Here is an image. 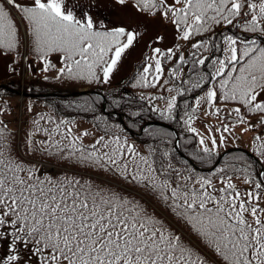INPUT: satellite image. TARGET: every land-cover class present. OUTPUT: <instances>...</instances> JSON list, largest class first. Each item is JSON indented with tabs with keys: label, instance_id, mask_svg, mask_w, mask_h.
Returning <instances> with one entry per match:
<instances>
[{
	"label": "snow or ice",
	"instance_id": "1",
	"mask_svg": "<svg viewBox=\"0 0 264 264\" xmlns=\"http://www.w3.org/2000/svg\"><path fill=\"white\" fill-rule=\"evenodd\" d=\"M135 6L169 18L177 38L190 42L192 49L188 58L179 45L166 53L152 49L146 59L154 63L143 67L133 87L169 84L167 79L160 84L161 58L176 67L168 71L173 84L166 88L175 94L164 110H151L171 120L177 97L207 86L194 104L185 101L190 111L183 124L199 137L190 155L210 160L218 147L211 129L206 139L191 126L202 103L207 106L204 115L222 121V130L215 129L221 132L219 145L225 143L223 133L238 124L246 125L243 132L264 129V0H135ZM16 15L27 24L22 39ZM229 27L239 34L228 33ZM204 34L210 35L192 42ZM137 35L123 27L98 29L86 13L78 19L65 0H0V50H15L30 38L32 51L44 63L42 71L55 67L47 60L50 54H60L63 66L57 79L108 83ZM230 102L259 114L257 124L245 120L241 107L228 112L235 119L227 122L217 104L227 108ZM41 121L52 127H42ZM33 125L21 153L0 121V264H264V131L251 140L262 163L255 175L249 171L253 165L241 156L235 159L244 162L243 168L225 164L201 176L191 167L174 166L167 151L149 147L143 154L127 138L106 133L84 147L63 119L41 115ZM37 133L44 139L34 140ZM58 136L70 141L66 155ZM37 150L59 154L78 170L40 174L25 158ZM241 172L237 178L246 185L243 190L233 183Z\"/></svg>",
	"mask_w": 264,
	"mask_h": 264
},
{
	"label": "trees",
	"instance_id": "2",
	"mask_svg": "<svg viewBox=\"0 0 264 264\" xmlns=\"http://www.w3.org/2000/svg\"><path fill=\"white\" fill-rule=\"evenodd\" d=\"M14 20L18 28V37L22 39V27L16 16H14ZM221 31L222 26L216 28L217 33H220ZM226 31L228 33L237 32L239 34L238 29H232L231 27H229ZM208 35L210 34H204L203 37H193L192 42L197 39L206 38ZM180 49L184 52L186 58H188V52L192 51L191 48L186 50L184 47H180ZM22 50L23 42L19 43L15 50L0 51L13 55L16 59H18V62H20L23 54ZM162 51L166 53L167 49H162ZM204 55H208V53H204ZM216 55L220 54L216 53ZM32 57L34 60L32 61L33 73L29 79L30 87L28 90L25 89V91L31 94L29 100H31L32 105H34L31 111L24 112L23 115L18 108L15 109L13 104L8 103L10 97L13 94L15 95V93L0 86V110H3L0 111V121H3V123L7 125L6 132L9 135V138L14 139L15 143L20 145L21 153H23L24 142L27 138L26 134L29 131H34L33 121L43 115L46 118L52 117L57 121L61 119L67 121L66 126L68 128H71L70 123L72 121H85L91 124L99 132V136L107 133L113 136H120L122 139L127 138L128 143L134 144L143 154H147L149 147L159 149L160 152L167 151L173 157L172 163L174 166L181 169L191 167L201 176H209L215 168L223 167L225 164H233L237 167L243 168L245 166L244 162L235 159L241 156L253 165V168L249 170L252 175H255L256 172L261 169V159L258 156V159H255L243 149H236L228 152L210 170L198 168L193 164L196 163L201 167H209L215 163L219 153L216 151L211 159L206 161L197 160L190 155V153L194 152L198 148V144L196 135L188 132L187 126L183 124V119L187 118L185 116V112L190 111V109H185V101L189 104H193L194 96L202 90L197 89L195 92L185 93L184 96L177 97V107L173 111V118L171 120L163 119L158 112H153L151 110L152 107L164 110L166 108L167 99H170L171 96L175 94L174 92H168L166 90L167 87H170L173 84L172 79L168 76L169 69L176 67L173 61L161 58L164 73L161 77L160 84H163L165 79L169 80V84L164 87H160L158 85L156 88H151L132 86L133 83L136 82L139 74L142 73L143 67L148 63H154L153 61L146 59L149 57L148 53L134 62L131 71L127 75L123 76L116 82L106 84L103 82L97 83L93 81L92 83H89L87 80L68 79L67 76H61L57 79V75H44L41 73V67L44 63L40 60L36 53H33ZM177 58L178 54L177 57L173 58V60ZM47 60L54 65L55 61L53 59L49 58ZM183 68L184 72H187L189 66L184 65ZM203 70L207 71V68H203ZM13 74L14 76L7 77L2 80L1 83L13 88L17 86L20 87V64L13 67L12 75ZM180 75L183 76V73ZM175 83H179V77ZM81 87L94 88L100 92L86 91L80 93L77 89ZM206 87L207 86H204L203 89ZM153 96H163L164 99L152 100L151 97ZM103 99H105V108H103ZM6 104H10V109H6ZM228 105H233L231 106V109L234 107H241L238 103L234 102H230ZM223 106V104H217V107H220L222 110H224ZM109 111H115V113H111ZM6 112L15 118L13 122L10 120V115H8L7 118H2L4 116L1 117V114ZM241 112L244 116L259 115L249 114L243 107H241ZM118 113L122 114L123 121H121ZM232 118L235 119L234 116H232ZM19 119L21 120V124L18 127L17 120ZM150 120L162 123L148 124L139 133H136V131L140 130L146 121ZM40 123L42 127H52L51 124L45 123L44 121H41ZM145 129H147V131H145ZM174 129L178 133L179 149H177L174 144V139L176 138ZM72 134L73 136L79 137L73 129ZM33 139L37 141L43 140L44 136L41 133H37L34 135ZM56 139L60 140L59 147L65 149L64 155H66L70 150V141L67 139H61L59 136L56 137ZM77 144H82L84 147H87L92 143L83 142L79 137ZM250 151L255 154L252 148H250ZM51 152L56 153V149H51ZM25 158L30 160L38 169H40V174L48 173L50 175L57 176L63 174L64 172H68V174L71 175L73 172L78 170L72 167L71 161L62 159L59 154L49 155L47 152L42 150H37L35 154L28 155ZM41 163L52 164L54 166V170H43ZM242 176L243 173L241 172L235 174L233 177V183H235L241 190H243L246 185L243 184L242 179L237 177ZM213 182L217 187L221 186L218 179L214 178Z\"/></svg>",
	"mask_w": 264,
	"mask_h": 264
},
{
	"label": "rangeland",
	"instance_id": "3",
	"mask_svg": "<svg viewBox=\"0 0 264 264\" xmlns=\"http://www.w3.org/2000/svg\"><path fill=\"white\" fill-rule=\"evenodd\" d=\"M65 7L71 9L78 19H83L84 14L86 13L91 17L95 26L101 27L102 25L103 27H127L131 28L130 30L132 32L138 33L133 45L129 49L125 50L121 56V59L118 61L116 68L110 74L109 82H114L124 75H127L131 71L134 62L144 56L146 52L151 57L153 48L168 49L176 48V46L179 45L180 47H184L186 50L190 49V42H185L182 39L177 38L178 31L175 29V26L171 23L170 19L166 20L164 17L159 15L151 16L143 14L137 9L135 4L129 0L124 5L119 4L117 0H65ZM28 45V48L27 45H25L27 48L25 49L26 51L28 50L32 56L34 52L32 51L30 38ZM13 57L14 56L11 54H6L0 51V82L9 76H14V74L12 75L13 69L10 67V63L13 65H19L20 62H18V59ZM56 57H59V55H56ZM28 63L30 64L31 62L29 61ZM28 68V65H22V71H20L19 78L20 85H22V83L25 81H29L31 77V75H29ZM56 72L57 69L53 73ZM9 90L13 91L15 95L13 94L10 97L8 103L13 104L15 109L20 108L21 97L19 95L23 90L19 88V86L14 88L10 87ZM77 90L98 92L97 89L90 87L78 88ZM206 90L207 88L203 89V91L194 96L193 104L195 102V98L197 96H203ZM261 98L264 99V96ZM104 100L105 99H103V101ZM10 104H6V109H10ZM206 109V104L202 103L191 126L196 128L197 131L206 139L208 137V129H211L212 135L215 136L218 141V147L216 151H220L231 146L250 148L252 137L257 134H261V132L264 131V129L256 127L252 131L243 132L242 127L246 125L238 124L236 127L230 128L229 132L223 133V135L226 137L225 143L223 145H219V137L221 132H216L215 129L219 127L222 130V121L216 116L204 115ZM230 110L231 106L228 105L226 110L221 111L220 114V116L225 118L227 122L234 120L232 116H228V112ZM24 112L25 110H22L23 115ZM14 119L15 118H13L11 115V122H13ZM258 119L259 115L245 116V120L253 125L257 124ZM70 126L79 133L80 138L84 142L93 143L99 136L98 131L91 124L85 121L75 120L70 123ZM83 133H87V135H83ZM178 142L179 139L177 141V145ZM46 167L51 168L52 166L46 165Z\"/></svg>",
	"mask_w": 264,
	"mask_h": 264
}]
</instances>
